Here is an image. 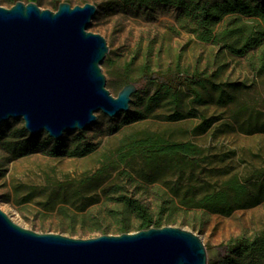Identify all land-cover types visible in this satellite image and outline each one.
<instances>
[{"label":"rangeland","instance_id":"1","mask_svg":"<svg viewBox=\"0 0 264 264\" xmlns=\"http://www.w3.org/2000/svg\"><path fill=\"white\" fill-rule=\"evenodd\" d=\"M16 1L28 0H0V6L9 8ZM56 1L71 6L89 3L101 8L87 31L99 33L106 41L108 52L101 70L105 87L113 96L121 87L118 75L128 62L131 80L135 79L138 67L146 63L156 70L176 66L181 73H215L218 81H245L250 87L233 92L224 105L218 102L216 94L203 95L204 104L197 105L180 89L182 109L193 117L179 121L167 120L172 106L165 100L150 106L147 118L130 124L123 121L126 112L115 118L99 112L88 129L64 133L62 155L58 157L50 156L46 148L10 159L0 148V209L15 223L35 232L86 239L104 232L118 235L112 218L101 213L98 223L91 220L99 209L114 207V198L124 194L144 203L163 226L192 231L202 236L208 247L255 235L264 226V200L228 216L212 214L192 204L203 193L223 189L230 178L243 183L249 195L259 189L264 192V131L260 129L264 120V73L250 67L258 49L236 57L212 42H201L193 16L171 6L144 8L130 3L131 0H36V4L40 9L55 11ZM149 95L138 100L137 107L129 106V110L145 109ZM203 117L214 121L204 133L195 135L193 130ZM9 122L14 123L13 127L23 124L21 120ZM147 132L158 133L171 142H191L201 153L180 166L173 161L150 165L140 159L119 168L105 163V156L112 155L124 136ZM86 148H92V152L77 155ZM99 168L103 171L98 186L83 183ZM78 206H83L84 211L76 212L72 222L68 211ZM89 210L93 212L81 218ZM127 224L128 233L136 232L137 220L132 215Z\"/></svg>","mask_w":264,"mask_h":264},{"label":"water","instance_id":"2","mask_svg":"<svg viewBox=\"0 0 264 264\" xmlns=\"http://www.w3.org/2000/svg\"><path fill=\"white\" fill-rule=\"evenodd\" d=\"M55 4L0 6V126L21 120L29 134L60 140L91 127L99 112H127L137 88L128 83L113 96L105 87L108 47L87 31L97 7ZM0 264H207V252L202 236L179 227L79 239L35 232L0 209Z\"/></svg>","mask_w":264,"mask_h":264},{"label":"trees","instance_id":"3","mask_svg":"<svg viewBox=\"0 0 264 264\" xmlns=\"http://www.w3.org/2000/svg\"><path fill=\"white\" fill-rule=\"evenodd\" d=\"M130 3L144 8L171 6L186 11L188 15L193 16L198 25L196 31L199 41L212 42L236 57L245 56L249 51L258 49L255 60L250 61V67L264 73V0H210L209 2L131 0ZM109 7L107 4L106 9ZM99 10L101 8L97 7V11ZM219 23H222L221 28L215 31ZM105 63H108V59ZM130 67L131 63H126L118 75L121 88L128 83H133L137 88L131 95L129 106L137 107L138 100L151 94L147 98L145 109L129 110L123 114L125 124L147 118V114L151 111L150 106L154 107L161 100H165L172 106L168 121L193 117L191 113L182 109L180 89L184 90L187 96L192 97L197 105L204 104L203 95L205 94H216L218 102L224 105L230 101L233 92L248 90L250 87L245 81H218L215 73L198 70L181 73L177 71L176 66L175 69L156 70L146 63L138 67L135 79L131 80L128 77ZM213 121L203 117L194 128V134L204 133ZM13 124L6 122L0 126V148L10 155V159L44 151L46 148L52 157L62 155L61 139L53 140L46 134L31 135L25 130L23 124L19 127H13ZM261 125L260 129L264 131V120ZM90 152L92 148H86L77 155L84 156ZM200 153V148L191 142H171L155 132H147L143 135L130 133L119 140L112 155L105 156L104 161L116 168L127 167L136 159L150 165L158 161H173L176 166H180L183 161L197 157ZM102 171L103 168H99L83 183L98 186L101 183L98 177ZM224 186L223 189L203 193L195 199V204L192 206L205 209L212 214L228 216L237 209L251 207L264 200V192L261 189L254 195H249L246 186L234 178L228 179ZM114 201V207L106 211L99 209L98 215L92 217L91 222L98 223L103 213V217H110L116 221L118 234L128 233L127 220L131 215L137 220L136 231L163 227L160 219L154 218L147 206L139 199L118 194ZM52 208L53 204L50 209ZM74 211H68L67 214L72 222L76 212L84 211V207L78 206ZM92 212L93 210L87 211L81 218L89 216ZM70 232H73L72 228ZM205 248L207 264H264V226L252 237H237L212 247L205 246Z\"/></svg>","mask_w":264,"mask_h":264}]
</instances>
